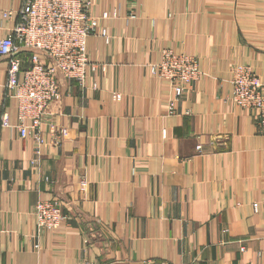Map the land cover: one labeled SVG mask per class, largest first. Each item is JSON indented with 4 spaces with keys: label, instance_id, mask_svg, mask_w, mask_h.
Wrapping results in <instances>:
<instances>
[{
    "label": "crops",
    "instance_id": "obj_1",
    "mask_svg": "<svg viewBox=\"0 0 264 264\" xmlns=\"http://www.w3.org/2000/svg\"><path fill=\"white\" fill-rule=\"evenodd\" d=\"M24 1L0 0V38ZM89 1L111 38L88 36L99 67L84 87L59 76L41 155L0 125V264H264V135L230 83L236 63L264 82V0ZM167 48L202 70L170 116L149 67ZM7 67L0 56V124L18 120ZM49 124L67 129L58 147ZM53 198L67 219L37 237L31 210Z\"/></svg>",
    "mask_w": 264,
    "mask_h": 264
},
{
    "label": "built area",
    "instance_id": "obj_2",
    "mask_svg": "<svg viewBox=\"0 0 264 264\" xmlns=\"http://www.w3.org/2000/svg\"><path fill=\"white\" fill-rule=\"evenodd\" d=\"M90 5L89 0H26L17 11L19 18L16 25L0 38V56L8 60L6 87L16 103L18 119L10 123L8 116L3 114L0 125L13 129L21 139H31L37 157L47 142L42 134L44 117L50 105L59 103L62 97L59 76L77 81L84 87L87 73L99 67L89 59L88 36L96 35L110 41L106 29L101 27V21L108 18L109 13L103 11L93 15ZM12 12H5L4 18L9 19ZM134 16L129 14V18ZM21 48L29 55V65L24 70L17 55ZM162 51L160 61L152 62L149 67L151 75L170 86L172 92L165 109V114L170 116L174 115L176 104L187 87L200 78L202 70L193 55L178 53L170 48ZM20 73L21 79L18 77ZM230 83L233 103L241 109L256 111V127L264 135V82L258 72L249 64L236 63ZM93 87L97 86L93 84ZM120 98V93H114L115 100ZM48 133L55 147L68 135L65 127L58 128L55 124H49ZM35 159L32 158L30 163H34ZM253 206L257 210V206ZM31 213L37 237L47 229H58L67 219L62 203L55 198L39 200ZM80 264L100 263L86 260Z\"/></svg>",
    "mask_w": 264,
    "mask_h": 264
}]
</instances>
